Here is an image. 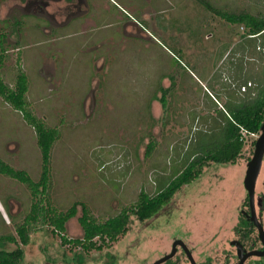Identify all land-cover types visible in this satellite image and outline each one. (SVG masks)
Segmentation results:
<instances>
[{
    "label": "rangeland",
    "instance_id": "rangeland-1",
    "mask_svg": "<svg viewBox=\"0 0 264 264\" xmlns=\"http://www.w3.org/2000/svg\"><path fill=\"white\" fill-rule=\"evenodd\" d=\"M48 1L0 0V77L14 88L24 70L30 109L60 131L50 188L39 203L45 218L30 226L21 264H103L105 254L115 255L119 264H153L177 241L199 264L236 263L230 242L239 239L234 228L247 198V157L207 166L153 218L131 217L128 231L113 243L96 238L102 249L84 252L69 242L83 237L81 205L63 234L49 218L78 202L105 221L136 204L142 191L155 195L169 182L195 140L212 134L214 118L223 116L225 89L230 85L235 95L233 87L241 84L237 67L244 65L242 77L256 78L258 54L243 44L244 28L198 0H91L90 11L75 18L74 7ZM206 1L228 12L264 14V0ZM59 6L67 7L59 8L57 23L51 14ZM244 137L246 156L259 135ZM0 160L35 182L41 179L36 132L2 96ZM38 198L27 184L0 173V237L19 242L17 228ZM258 200L264 225V161ZM258 241L255 231L246 245L258 248ZM174 261L190 264L180 248Z\"/></svg>",
    "mask_w": 264,
    "mask_h": 264
},
{
    "label": "trees",
    "instance_id": "trees-1",
    "mask_svg": "<svg viewBox=\"0 0 264 264\" xmlns=\"http://www.w3.org/2000/svg\"><path fill=\"white\" fill-rule=\"evenodd\" d=\"M207 10L212 11L222 19L231 24L242 26L244 31L242 37L243 44H254L255 50H259V59L264 64V14L254 15L247 11L228 12L216 8L211 2L198 0ZM242 44V46H243ZM251 44V45H252ZM260 48V49H259ZM247 51V49H245ZM0 57V66L2 64ZM258 83L256 88H248L240 101H229L225 104L226 112L221 116L220 125L213 124L210 127L212 134H205L198 137L191 148L186 152L181 170H176L173 178L169 182L161 183L155 195H149L142 191L136 204L111 217L105 221L97 220L85 203H75L71 209L65 213L56 214L49 218L51 224L63 234L66 231V223L78 213V206L82 207V215L79 218L80 226L83 230V237L69 240L70 244L80 248L84 252H89L94 248L102 249V245H97L96 238L105 242H115L121 235H124L131 223V217H135L140 222H145L153 218L163 208L169 205L174 196L185 185L191 184L199 178L204 169L211 164H237L241 159L247 157L250 161L254 155L256 140L249 148L248 155L245 156V137L247 135H260L264 124V66L262 73L255 79ZM250 82L247 78L243 84ZM29 91V80L27 74L21 68L18 71L15 87L11 88L5 84L0 77V96L9 103L12 108L23 115L24 121L33 127L36 132L38 145L42 154V174L39 182L31 180L24 170H15L0 160V173L10 176L21 183L27 184L34 197H39L32 205L30 215L26 223L17 228L19 242L14 237H0V264H21L24 259L22 245L30 244V226L37 223L41 218H45V212L39 204L42 195L48 193L51 182V157L54 144L60 138L58 128H51L46 122L39 119L29 107L27 93ZM226 91V90H225ZM164 102L165 99L163 98ZM209 131V130H208ZM151 153L149 149L148 154ZM63 239L67 238L63 235ZM16 244L14 250H6L3 244ZM110 248V246H107ZM105 264H117V257L112 254H105ZM83 259L79 260L82 263ZM168 264H175L170 261Z\"/></svg>",
    "mask_w": 264,
    "mask_h": 264
},
{
    "label": "flooded vegetation",
    "instance_id": "flooded-vegetation-1",
    "mask_svg": "<svg viewBox=\"0 0 264 264\" xmlns=\"http://www.w3.org/2000/svg\"><path fill=\"white\" fill-rule=\"evenodd\" d=\"M53 2L55 1H59V0H52ZM61 2H64L65 4H68L67 6H71V7H74V9H76V13L75 15L73 16L72 15V18L74 17H80L81 15L85 14V13H88L91 9L90 7V2L91 0H60ZM45 2V1H44ZM48 6H50V0L48 1L47 3ZM45 5L44 3V7L45 9H43L42 12H46V8L47 10H49V7ZM67 6H64V7H61L59 6L57 8V10H55L56 14H51L50 11H48V14L51 16H54V19H52L53 22H57L58 23V15H61L60 13H62V9H59L60 7L61 8H66ZM78 11L80 12V14H78ZM64 15V13L62 14ZM88 15V14H87ZM90 15V14H89ZM77 19V18H76ZM50 27H54V26H51ZM59 28V27H58ZM258 203V204H257ZM256 203V213H257V216H259L258 212H261V204H259V200L258 202ZM243 209L240 207V213H239V217H240V220H239V223L237 224V226H242L244 228H240L239 230L237 229V226L236 228H234V231L235 232H238L239 233V239L237 240H232L230 242V245L233 247L234 251H233V254L230 256V259H233V257L236 259V263H233V264H239L241 262V257H240V253H239V247L238 245L241 246V253L242 255H248L249 253H252V252H255V251H260L262 252L264 250V245H263V242L260 238V233H259V229L258 227L256 226V224L254 223V221L250 218L252 215H251V204H250V198H249V194L247 192V198H246V201L244 202V204L242 205ZM258 209V210H257ZM259 219V218H258ZM260 221V220H259ZM263 224V223H262ZM264 227V225H263ZM257 231V236H258V239H259V243L257 242V244L259 245L258 248L254 247V248H248L246 243L248 242V239L251 238V235L253 234V232ZM180 241H177V242H174L173 245H172V249H171V252L168 253L167 255L161 257L160 259L156 260L153 264H155L156 262L168 257V256H171L173 250H174V245L176 243H178ZM255 246V244L253 245ZM179 248L185 253L187 259L189 260L190 264H193L190 257L188 256L187 254V251L184 247H182L181 245H176V252L174 254V256H172L171 258L167 259L166 261H164L163 263L161 264H168L170 261H172L173 263L175 264H178L177 262L174 261V257L177 255V251L179 250ZM186 248L188 249V251L191 253V256L193 257L194 261L196 264H199L196 260H195V257L193 255V252L186 246ZM105 261V260H104ZM233 261V260H232ZM230 262V261H229ZM229 262H227L226 264H230ZM103 264H105V262H103ZM117 264L118 261H117ZM201 264H204V263H201ZM243 264H264V257H259V256H250V257H247L244 261Z\"/></svg>",
    "mask_w": 264,
    "mask_h": 264
},
{
    "label": "water",
    "instance_id": "water-1",
    "mask_svg": "<svg viewBox=\"0 0 264 264\" xmlns=\"http://www.w3.org/2000/svg\"><path fill=\"white\" fill-rule=\"evenodd\" d=\"M263 161H264V124L261 128V133H260L258 139L256 140L254 155H253L252 159L247 164V171H246V175H245V179H244V185H245L246 191L249 194L250 204H251V215L252 216L250 218L254 221V223L258 227L259 233H260V238H261L263 245H264V227H263V224L259 221L257 213H256V185H257V181H258V178H259V175L261 172ZM177 244L181 245L182 247H184L186 249L187 254L190 257L192 263L196 264L193 257L191 256V253L188 251V249L186 248V246L182 242H178L174 245V250H173L171 256H168V257L156 262L155 264H161L164 261H166L167 259L174 256V254L176 252V245ZM238 247H239V253H240V257H241V262L239 264H243L245 259L247 257H250V256L264 257V250L262 252L255 251V252L249 253L248 255L243 256L241 253L242 251L240 249L241 246L238 245Z\"/></svg>",
    "mask_w": 264,
    "mask_h": 264
},
{
    "label": "crops",
    "instance_id": "crops-1",
    "mask_svg": "<svg viewBox=\"0 0 264 264\" xmlns=\"http://www.w3.org/2000/svg\"><path fill=\"white\" fill-rule=\"evenodd\" d=\"M240 47H242V45L240 46ZM248 47H249V49H250V51H252V52H254V53H257L258 54V59H259V53L257 52V51H259L258 49H257V51L255 50V46H254V44L253 45H251L250 46V44H248ZM242 49V48H241ZM240 50V49H239ZM245 51V50H244ZM244 65H239L237 68H238V70H239V79L241 78V84H238L237 86H235L237 89H235V87H233L234 88V90H237L236 91V94L234 95V94H231V91H233V90H231V86L229 85V87L226 85V87H228V88H226L225 90L226 91H229L228 92V94L226 95V99H227V101H226V103L227 102H229V101H240L241 100V98L243 97V94L244 93H242V91L240 90L241 89V87H244V86H247V84H243L244 83V81L247 79V78H250V84H251V86H250V88H256L258 85V83H256V81H255V79H257V77H258V75L260 74V73H262V67L264 66V64H263V62H262V60H260L259 59V70H258V72H256V75H253V76H255L256 78L255 79H253V78H251V77H247V78H244V77H242V74H243V76H246V75H244V67H243ZM241 67V68H240ZM246 71H247V69H246ZM240 72H242V74H240ZM250 72V71H249ZM247 74V73H246ZM251 74H253V73H251ZM249 75V74H248ZM252 79V80H251ZM254 82V83H253ZM246 92V91H245ZM225 103V104H226ZM215 109V108H214ZM223 112H226V110H225V107H223V111H222V113ZM220 116H221V114H219ZM220 121H221V118L220 119H215L214 118V120H213V124H218V125H220L219 123H220ZM213 124H212V126H213Z\"/></svg>",
    "mask_w": 264,
    "mask_h": 264
},
{
    "label": "built area",
    "instance_id": "built-area-1",
    "mask_svg": "<svg viewBox=\"0 0 264 264\" xmlns=\"http://www.w3.org/2000/svg\"><path fill=\"white\" fill-rule=\"evenodd\" d=\"M263 48H264V47H263ZM259 49H260V48H259ZM250 86H251L250 83H249V85L244 86V87L242 88L243 92H245ZM243 134H246V132H243Z\"/></svg>",
    "mask_w": 264,
    "mask_h": 264
}]
</instances>
